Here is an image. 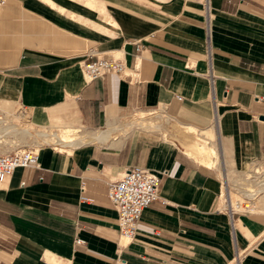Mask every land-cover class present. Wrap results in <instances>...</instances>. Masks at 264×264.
Listing matches in <instances>:
<instances>
[{"label":"crops","instance_id":"1","mask_svg":"<svg viewBox=\"0 0 264 264\" xmlns=\"http://www.w3.org/2000/svg\"><path fill=\"white\" fill-rule=\"evenodd\" d=\"M96 56L130 76L86 80ZM15 107L45 132L18 133L39 167L0 182V264H264V213L222 209L264 164V0H0L1 124ZM68 113L91 138L59 150ZM133 166L161 182L125 242L107 191Z\"/></svg>","mask_w":264,"mask_h":264},{"label":"built area","instance_id":"2","mask_svg":"<svg viewBox=\"0 0 264 264\" xmlns=\"http://www.w3.org/2000/svg\"><path fill=\"white\" fill-rule=\"evenodd\" d=\"M135 48L137 51L140 50L138 42H135ZM81 70L88 81L106 74L130 76L124 62L114 56H96L93 60L84 61ZM176 97L180 99V96ZM163 110L165 109H160V112L163 113ZM18 167L38 168L39 148L19 147L0 153V182ZM239 176L242 183L232 182L225 185L222 209L229 213L231 218L234 213L239 212L263 213L258 202L264 199V164L252 160ZM160 182L161 176L158 173L133 166L127 168L119 179L110 183L107 196L116 209L119 234L125 242H130L135 237L143 210L158 199ZM233 191L238 195L235 200H231L229 195V192ZM76 241L80 242V239Z\"/></svg>","mask_w":264,"mask_h":264},{"label":"rangeland","instance_id":"3","mask_svg":"<svg viewBox=\"0 0 264 264\" xmlns=\"http://www.w3.org/2000/svg\"><path fill=\"white\" fill-rule=\"evenodd\" d=\"M7 110H9V111H6V109H5L4 117L1 118L2 120L3 119L5 120V122H4L5 125H3V123L1 124V122H0V128L2 126H7V127L9 126V128H12V125H13L15 131L14 130L12 131V129H10L9 132H7L6 134H4L5 132L3 133L5 136H7L8 142L4 143L3 146H0V153L9 152V151H11V150H13L15 148H19L18 145L30 144L28 138L24 139V140H18L17 139L18 133L21 130L29 128V129H31V135L37 134V133H40V132L41 133L45 132L44 128L35 127L33 122L30 121V118H27L26 115H25L26 118L19 119L18 116H20V114L18 112L16 113V110L20 111L18 109V107H15L12 110H10V109H7ZM158 111L160 112V110H158ZM159 112H157V113H159ZM26 114L30 117V112H27ZM70 114L71 113L64 114L65 117L63 116L62 119H60L59 121H56L54 124H57V126L50 127L51 131H52L50 133V136L47 137V138H44L47 141L48 144L56 147L59 150H64V149L69 150L66 147L76 146L79 143L81 144L82 139H79V138H82V137L84 138V135H86L83 132L81 133V130H83V129L82 128L80 129L81 125L79 124V122H77L75 118H74L75 120L73 118L70 119ZM143 115H145V114H143ZM163 115H164V117H163L164 119H169L170 118V115H169V113L167 112L166 109L163 110ZM142 120H145V119H142ZM147 120L148 119H146V121ZM68 122H71L77 128L71 129L73 131H71V130L68 131L69 129H63L64 126H62V124L65 125ZM137 124L141 125L142 123H137ZM132 126H133V124L130 123V125L126 126L124 129H122L119 132H117V135H121V134H124V133H127V132L131 131L134 128V126L133 127ZM185 128L186 127L180 128V130L183 132L182 133V138L184 139V143L186 144V143L190 142L191 140H195L194 137H193L195 135H190V134L184 133ZM163 131L164 132H168V130L166 128ZM37 146H34V147H37ZM233 171L234 170H232V173H233ZM234 172H236V171H234ZM236 198L237 197L235 195H232V199L233 200H235ZM260 200H261L260 202L264 201L263 198L260 199Z\"/></svg>","mask_w":264,"mask_h":264},{"label":"bare ground","instance_id":"4","mask_svg":"<svg viewBox=\"0 0 264 264\" xmlns=\"http://www.w3.org/2000/svg\"><path fill=\"white\" fill-rule=\"evenodd\" d=\"M138 126H139V125H138ZM147 126H148V125H147ZM151 128H152V127H151ZM90 138H91V137H84L83 139H84L85 141H86V140H87V141H90ZM212 151H213V150H212ZM210 154L213 155L212 153H210Z\"/></svg>","mask_w":264,"mask_h":264}]
</instances>
